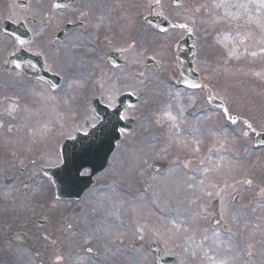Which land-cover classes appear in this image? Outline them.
I'll return each mask as SVG.
<instances>
[{"label":"rangeland","instance_id":"1","mask_svg":"<svg viewBox=\"0 0 264 264\" xmlns=\"http://www.w3.org/2000/svg\"><path fill=\"white\" fill-rule=\"evenodd\" d=\"M174 2L78 0L57 13L42 6L27 50L61 77L56 91L6 71L14 43L0 38V178H16L0 186V264H155L151 241L178 264H264V147L256 144L264 133V0ZM151 11L170 22L168 31L145 23ZM63 22L84 27L52 44ZM189 34L198 90L178 85L177 45ZM111 51L123 66L108 65ZM126 93L140 98L123 115L137 121L134 133L80 201L56 200L41 167L59 166L61 143L99 123L95 99L114 109ZM12 188L22 206L9 211L1 203ZM238 200L250 209L240 218ZM19 231L29 240H14Z\"/></svg>","mask_w":264,"mask_h":264},{"label":"water","instance_id":"2","mask_svg":"<svg viewBox=\"0 0 264 264\" xmlns=\"http://www.w3.org/2000/svg\"><path fill=\"white\" fill-rule=\"evenodd\" d=\"M168 26L167 23L164 24L161 30H166ZM193 42L194 38L189 36L178 47L179 84L181 87L190 89L200 87V77L194 71L195 49L191 47ZM21 59L24 58L21 57ZM115 59L116 56H110L109 61L111 65L117 66L120 63ZM28 60L33 62L31 59ZM36 67L40 70V75L50 82L54 89L60 86V79L43 74L42 66ZM139 103L140 100L130 94L121 97L114 111L101 106L98 100L95 102V109L101 118L100 124L91 129L88 135L80 134L75 140L66 141L61 149L63 166L49 172L53 177L59 198L79 200L95 184L96 176L108 167L117 143L122 140V132L129 135L134 130L136 121H123L122 113L127 108L137 107ZM258 142L264 144V135L259 137ZM87 168L91 169V175L82 177L81 172ZM161 169L157 167V170ZM150 250L154 251L157 264H176L177 262L175 258L162 259L164 252L156 243L150 245Z\"/></svg>","mask_w":264,"mask_h":264},{"label":"flooded vegetation","instance_id":"3","mask_svg":"<svg viewBox=\"0 0 264 264\" xmlns=\"http://www.w3.org/2000/svg\"><path fill=\"white\" fill-rule=\"evenodd\" d=\"M78 0H65L60 2V0H0V38L1 36L12 38L16 41L12 34L7 31L10 30L13 33H20L21 31L32 32L31 26H37L42 20V13L48 5L51 12H60L70 7L76 6ZM57 6H65V8L58 9ZM74 25H78L74 24ZM32 39V35L30 34ZM1 49V46H0ZM5 51H8L7 46L4 47ZM18 53V47L16 46L12 52H5L4 56L9 60L10 57ZM8 67V66H7ZM6 67V68H7ZM25 70L29 69L30 66L26 64L24 66ZM44 70L46 67L44 65ZM31 74L34 73L33 69L29 70ZM14 71L13 73H15ZM36 72V71H35ZM28 78L26 73H23ZM13 179L10 176L0 179V186L11 187ZM9 191V190H8ZM16 204L14 202L7 203L6 206L9 208L14 207Z\"/></svg>","mask_w":264,"mask_h":264},{"label":"bare ground","instance_id":"4","mask_svg":"<svg viewBox=\"0 0 264 264\" xmlns=\"http://www.w3.org/2000/svg\"><path fill=\"white\" fill-rule=\"evenodd\" d=\"M227 1H229V0H227ZM148 29L149 28L147 26H144L143 33L142 34L143 35L146 34L147 31H148ZM167 117H170V116H165V118H167ZM170 119H171V120H169L170 122H175L176 121L175 118H173V117L170 118ZM234 191L237 194L242 195V192L240 190L235 189ZM233 208H235V210H233L232 212H235L237 214V217H239V218H240L241 215L242 216L243 215L246 216V213H249L250 212L249 207H245L244 205H242L241 202H240V200H238V201H236V202L233 203Z\"/></svg>","mask_w":264,"mask_h":264},{"label":"snow or ice","instance_id":"5","mask_svg":"<svg viewBox=\"0 0 264 264\" xmlns=\"http://www.w3.org/2000/svg\"><path fill=\"white\" fill-rule=\"evenodd\" d=\"M233 123H235V121H233Z\"/></svg>","mask_w":264,"mask_h":264}]
</instances>
